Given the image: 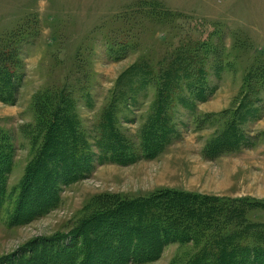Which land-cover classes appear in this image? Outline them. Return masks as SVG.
<instances>
[{
	"label": "rangeland",
	"instance_id": "rangeland-1",
	"mask_svg": "<svg viewBox=\"0 0 264 264\" xmlns=\"http://www.w3.org/2000/svg\"><path fill=\"white\" fill-rule=\"evenodd\" d=\"M6 75L0 264H85L87 218L168 190L252 198L222 215L264 232V0H0Z\"/></svg>",
	"mask_w": 264,
	"mask_h": 264
},
{
	"label": "trees",
	"instance_id": "trees-1",
	"mask_svg": "<svg viewBox=\"0 0 264 264\" xmlns=\"http://www.w3.org/2000/svg\"><path fill=\"white\" fill-rule=\"evenodd\" d=\"M1 79L6 81L9 78L6 75ZM32 193L31 190L25 191L24 197H31ZM252 202V198H215L168 190L149 199L125 203L124 207L102 209L93 213L89 221L86 219L83 232L78 231L82 235L89 227L96 226L100 233L97 241L102 248L98 245L86 249L84 253L88 262L85 264H90L96 256L103 259L100 264H127L130 260L148 263L163 245H198L200 241H205L206 246L197 251L187 264H264V248L258 246V243H264L261 226L240 221L236 227L242 229L229 230L232 221L222 215L225 210L231 214V207L241 212ZM213 227L215 230L211 234L205 233ZM93 232L89 231L88 237ZM237 239L244 241L236 243ZM142 240L157 244L139 253L132 246Z\"/></svg>",
	"mask_w": 264,
	"mask_h": 264
}]
</instances>
